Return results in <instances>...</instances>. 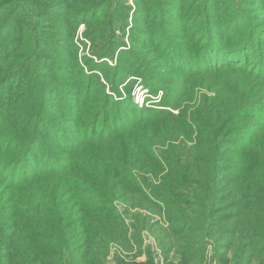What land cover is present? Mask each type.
<instances>
[{
	"label": "trees",
	"instance_id": "trees-1",
	"mask_svg": "<svg viewBox=\"0 0 264 264\" xmlns=\"http://www.w3.org/2000/svg\"><path fill=\"white\" fill-rule=\"evenodd\" d=\"M128 2L0 0V264H106L111 244L133 248L146 229L180 264H202L211 245L222 264H264V0ZM67 23L54 36L73 57L60 64L47 36ZM82 25L92 47L80 60ZM30 36L39 42L12 64ZM225 72L245 88L223 90ZM132 77L173 111L139 108L133 83L115 100ZM239 92L228 111L217 97ZM242 111L260 117L235 124Z\"/></svg>",
	"mask_w": 264,
	"mask_h": 264
},
{
	"label": "rangeland",
	"instance_id": "rangeland-1",
	"mask_svg": "<svg viewBox=\"0 0 264 264\" xmlns=\"http://www.w3.org/2000/svg\"><path fill=\"white\" fill-rule=\"evenodd\" d=\"M128 4L129 6L134 7L135 6V2L134 0H128ZM195 10V9H194ZM1 16V15H0ZM3 20V19H2ZM130 22V20H129ZM69 23L65 24L64 26H55L56 29H54V31L51 33L49 32L47 39L52 40L53 42H51L55 49L59 52H61L60 57L58 58L56 63H60V64H65L68 63L67 61H65V58L68 56V58L73 57L72 54V45L70 44L71 40H66L65 37L61 38L62 40H60V38L55 37V33L58 31H61L63 29H68L69 27ZM28 29V25L25 26ZM48 27V26H46ZM51 26H49L50 29ZM56 30V32H55ZM29 31L31 33L32 28H29ZM86 31V27L84 25L80 26L78 31H76L75 36L73 38L74 40V44L78 49L77 52V56L78 58L81 60L84 56H88L90 55V50L92 47V43L89 40H86V38L84 37V33ZM121 35V33H120ZM129 35H130V28L127 29V33L125 35L122 36V39L125 43V46L122 49H130V39H129ZM35 42H39L38 39H35L34 36H30V40L27 37L25 43V48L23 49V51L18 52L16 58L13 59V61L11 62L12 64L18 65L21 60L22 57H24L30 50V48L32 47L33 43ZM26 47H28V51L26 49ZM121 49V50H122ZM22 54L23 56L20 57L18 55ZM152 57H155L154 62L156 61H162L161 57H156L155 55H153ZM106 62L111 66V67H115L117 64V59H113V60H106ZM162 65V64H161ZM166 67V68H165ZM164 72H166L167 70V66L165 64V66L162 67ZM242 75L239 73H235V72H225L222 74L221 78H220V82L222 83V89L225 90L228 86H237L239 88L240 91H242L245 86H246V81L241 77ZM164 78L166 79V81L168 82L169 86L171 85H181V88H183V82H184V77L183 75H180L178 73L175 72H168L164 75ZM256 79H253L251 81V84L254 83V91H258V86L256 85L257 82ZM133 83V90H132V98L135 101V104L139 107V108H154V109H159V110H168V111H173V109L171 108H166L163 107L162 105V101L164 100L165 96H164V91L163 90H158L157 91V95H153V93L150 92V90L144 86V81L141 78H137V77H132L130 79H128L120 88H119V95H114L113 93H111V95H113L112 97L117 100V101H122L125 98H127V88ZM256 85V86H255ZM257 87V88H256ZM205 86L198 87L199 91H201V93L205 92ZM109 91V90H108ZM200 93V94H201ZM212 93V92H211ZM120 95L123 99L120 98ZM254 95H257L254 93ZM218 99L220 100V103H223L226 106V110L228 111L229 109L232 110V108L234 107L233 105H237L239 106L242 102V100H244V93L239 92V94H237L236 97L233 98V96H231L230 94H223V98L221 100V96L217 95ZM140 100V102H136V100ZM141 99H143L145 102L142 105ZM200 99L198 98L197 101L193 102L192 104L188 105L190 107H193V105H199L200 104ZM2 101V100H1ZM224 110V109H223ZM226 114V111H223ZM175 114H178V112H176L174 110ZM257 117H260L259 115H257L256 113L254 114H247L246 112H241V117L240 119L235 122V124H244L246 121L247 123L253 122V120L257 119ZM174 124V123H173ZM4 205H6V200L3 202L1 207H4ZM117 205V209L119 210V212L123 215L122 218H124V220L126 219L127 223L130 225L131 221L133 219L125 217V210H127V208L125 207V205H123V203H116ZM77 208L72 212L73 214H71V218L70 219H78V214L76 213ZM133 215H139L145 218H149L148 220L150 221L151 224H156V223H161L160 220H163V222H165L164 217H160V218H153L152 214L153 213H148L149 211H141L139 209H135L134 211H130ZM156 215V214H154ZM10 225V224H9ZM70 225H73L72 227V235H75V243L76 244H81L82 243V238L80 237V234L83 232V228L81 223L76 224L74 222H70ZM162 226V225H161ZM165 226V225H163ZM132 229H130L129 233L130 235L132 234ZM154 232V231H153ZM153 232H151L150 230H147L142 234L144 242L142 241L141 244L138 245H133V248H127V246L125 244H111L110 245V252L106 258V264H118L119 261H123L126 264H147L146 262L149 261L150 258L153 259V264H180V258L179 255L175 252V250H173L172 253L169 252H165L164 249H162L159 244L158 241L156 239V235H160L161 231H158L156 233V235L153 234ZM129 235V236H130ZM135 242V241H134ZM205 259L203 261L202 264H222L221 262H219V260L217 258H215V252H214V248L211 246H207L205 249ZM231 252L227 254V260H231Z\"/></svg>",
	"mask_w": 264,
	"mask_h": 264
},
{
	"label": "built area",
	"instance_id": "built-area-1",
	"mask_svg": "<svg viewBox=\"0 0 264 264\" xmlns=\"http://www.w3.org/2000/svg\"><path fill=\"white\" fill-rule=\"evenodd\" d=\"M137 101L140 102V100H138V99L136 100V102H137ZM141 102H142V105H143V103H144L145 101H144L143 99H141Z\"/></svg>",
	"mask_w": 264,
	"mask_h": 264
}]
</instances>
